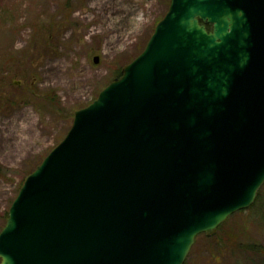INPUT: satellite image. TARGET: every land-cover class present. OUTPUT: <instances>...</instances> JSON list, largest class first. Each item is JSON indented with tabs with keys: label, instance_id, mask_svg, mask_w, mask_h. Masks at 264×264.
Returning <instances> with one entry per match:
<instances>
[{
	"label": "water",
	"instance_id": "water-1",
	"mask_svg": "<svg viewBox=\"0 0 264 264\" xmlns=\"http://www.w3.org/2000/svg\"><path fill=\"white\" fill-rule=\"evenodd\" d=\"M263 183L264 0H169L23 181L0 264H183Z\"/></svg>",
	"mask_w": 264,
	"mask_h": 264
},
{
	"label": "rangeland",
	"instance_id": "rangeland-1",
	"mask_svg": "<svg viewBox=\"0 0 264 264\" xmlns=\"http://www.w3.org/2000/svg\"><path fill=\"white\" fill-rule=\"evenodd\" d=\"M168 5L0 0V230L23 181L65 137L75 111L142 52ZM259 192L254 206L213 235L200 234L184 264H264V184Z\"/></svg>",
	"mask_w": 264,
	"mask_h": 264
},
{
	"label": "trees",
	"instance_id": "trees-1",
	"mask_svg": "<svg viewBox=\"0 0 264 264\" xmlns=\"http://www.w3.org/2000/svg\"><path fill=\"white\" fill-rule=\"evenodd\" d=\"M259 195H260V192H258V196H259ZM258 196H257L258 199L256 198V200H255V202L253 203L252 206H254V205L256 204V201L260 199V196H259V197H258ZM222 225H223V224H222ZM222 225H221V226H222ZM221 226H220V227H221ZM218 228H219V227H218Z\"/></svg>",
	"mask_w": 264,
	"mask_h": 264
}]
</instances>
